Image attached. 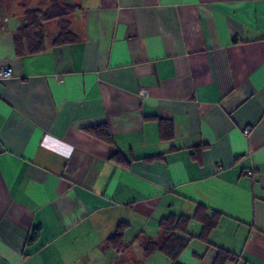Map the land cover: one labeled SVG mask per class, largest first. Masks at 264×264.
Listing matches in <instances>:
<instances>
[{"label": "crops", "instance_id": "1", "mask_svg": "<svg viewBox=\"0 0 264 264\" xmlns=\"http://www.w3.org/2000/svg\"><path fill=\"white\" fill-rule=\"evenodd\" d=\"M58 1L70 44L18 55L26 11L0 20V264H171L145 245L172 213L198 236L200 205L222 216L182 264H264V0Z\"/></svg>", "mask_w": 264, "mask_h": 264}, {"label": "trees", "instance_id": "2", "mask_svg": "<svg viewBox=\"0 0 264 264\" xmlns=\"http://www.w3.org/2000/svg\"><path fill=\"white\" fill-rule=\"evenodd\" d=\"M77 10V6L62 5L53 3L47 11L42 12L39 9L26 10V23L19 29L15 35L16 51L18 55L34 54L41 52L44 49L45 35L43 22H49L55 19L60 21L61 32L54 40L55 45L70 44L76 41L77 37L69 31L70 21L69 15ZM166 121L162 120V128ZM164 129V128H163ZM85 131L94 138L113 143V132L108 123H103L97 126H91ZM165 136V134H164ZM157 157H150L147 160L152 161ZM112 160L124 167H129L132 160L128 159L123 153L116 152L112 156ZM221 213L217 211L209 212L202 205L198 206L193 218L202 223V231L198 236L189 232V225L192 217L186 215L169 214L159 221V227L165 233L161 240H150L145 245V255L149 256L156 250L164 252L171 264H182L179 261L180 253L187 248L191 237H198L206 242H209L210 232L218 225ZM129 224L121 221L116 227V230L108 236L107 244L118 252L124 250V237ZM236 254L225 248H219L218 256L215 264H226L230 260H237Z\"/></svg>", "mask_w": 264, "mask_h": 264}, {"label": "rangeland", "instance_id": "3", "mask_svg": "<svg viewBox=\"0 0 264 264\" xmlns=\"http://www.w3.org/2000/svg\"><path fill=\"white\" fill-rule=\"evenodd\" d=\"M53 3L62 4L58 0H0V20H2L8 14V17L10 19L8 27L12 28L16 24H20V22L24 19V10L26 11L27 9H39L42 12H45ZM53 22L54 20L43 22L45 36L46 34L52 35V33L55 32L57 28H60L59 19H55V23Z\"/></svg>", "mask_w": 264, "mask_h": 264}, {"label": "built area", "instance_id": "4", "mask_svg": "<svg viewBox=\"0 0 264 264\" xmlns=\"http://www.w3.org/2000/svg\"><path fill=\"white\" fill-rule=\"evenodd\" d=\"M13 76L12 69L9 66L0 65V80H6ZM251 133L250 128L244 129V134L248 135Z\"/></svg>", "mask_w": 264, "mask_h": 264}]
</instances>
